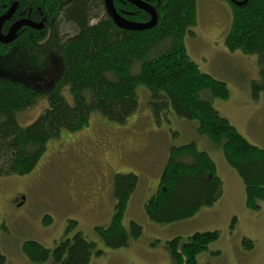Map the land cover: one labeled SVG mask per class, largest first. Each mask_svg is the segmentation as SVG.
<instances>
[{"label":"trees","instance_id":"16d2710c","mask_svg":"<svg viewBox=\"0 0 264 264\" xmlns=\"http://www.w3.org/2000/svg\"><path fill=\"white\" fill-rule=\"evenodd\" d=\"M226 1L231 4L233 20L225 45L232 52L258 57L260 78L253 81L252 89L255 95L264 93V0H235L246 1L242 6ZM15 2L20 5L17 14L47 24L42 31H23L20 39L27 45V54L37 57V53L54 51L60 67L46 90L0 73V177L33 172L51 141L84 129L93 113L110 123L125 124L138 110V90L144 88L156 118L173 111L198 124L197 132L222 150L241 178L247 207L260 209L264 149L251 144L214 108L212 100L226 99L228 87L203 72L185 45L198 23V0H148L159 18L158 24L146 31L116 26L107 14L105 0H0V15ZM114 5L130 21L150 19L124 0H114ZM66 27L72 34L66 33ZM40 98L46 100V109L22 126L18 116ZM163 169L159 188L144 208L151 222L168 225L190 220L223 196L224 182L215 161L195 142L171 147ZM138 186L139 177L134 173L115 176L114 216L110 225L96 228L105 248L79 231L78 222L69 221L53 249L28 241L22 248L24 256L31 264H90L106 250L129 247L144 236L138 222L132 220L130 227L124 224ZM45 223L52 219L46 217ZM219 239L218 231L196 232L185 241L182 237L172 239L167 249L173 264H198L199 255ZM244 245L253 248L248 240ZM6 263L0 249V264Z\"/></svg>","mask_w":264,"mask_h":264},{"label":"rangeland","instance_id":"374dc122","mask_svg":"<svg viewBox=\"0 0 264 264\" xmlns=\"http://www.w3.org/2000/svg\"><path fill=\"white\" fill-rule=\"evenodd\" d=\"M232 20L228 1L198 0V23L185 45L203 72L228 87L226 99L212 100L214 108L251 144L264 149V93L255 95L252 89L253 81L260 78V65L256 55L226 47ZM25 47L20 39L0 48V73L46 90L59 74V59L50 50L30 57ZM138 94V110L125 124L110 123L93 113L87 127L51 141L33 172L0 177V221L5 227L0 230V249L6 264H31L22 252L28 241L53 249L69 221L78 222L79 231L105 248L96 228L112 221L116 206L113 182L121 173L139 177L124 224L130 227L132 220L138 222L144 236L129 247L106 250L90 264H173L167 242L176 237L185 241L196 232L209 231H218L220 239L199 255L198 264H264V201L259 210L247 207L241 178L222 150L197 132L196 122L179 118L173 111L156 118L148 105L149 93L142 88ZM44 98L18 116L22 126L44 112ZM192 142L215 161L224 182L222 198L190 220L168 225L151 222L145 204L159 188L170 148ZM93 184L100 187L93 191L89 188ZM93 195L94 201L88 202ZM46 217L52 223L46 224ZM246 240L252 242V249L245 247Z\"/></svg>","mask_w":264,"mask_h":264},{"label":"water","instance_id":"95a60500","mask_svg":"<svg viewBox=\"0 0 264 264\" xmlns=\"http://www.w3.org/2000/svg\"><path fill=\"white\" fill-rule=\"evenodd\" d=\"M125 2L135 6L137 9L145 12L149 17L147 22H134L125 18L122 13L118 12L114 5V0H105V8L108 16L113 20V22L119 28L126 31H146L153 29L158 24V13L155 7L148 2V0H124ZM238 6H242L244 2H236L235 0H230ZM18 2H15L11 5L7 13L0 17V43L8 45L13 43L16 38L19 30L23 27H31L36 30H43L45 28L44 23H33L30 20H23L14 24L10 31L5 35L2 33V27L5 22H7L17 11Z\"/></svg>","mask_w":264,"mask_h":264},{"label":"flooded vegetation","instance_id":"af4514ba","mask_svg":"<svg viewBox=\"0 0 264 264\" xmlns=\"http://www.w3.org/2000/svg\"><path fill=\"white\" fill-rule=\"evenodd\" d=\"M150 1H155V0H150ZM150 3V2H149ZM19 2H18V8H17V11L15 12V14L7 21V22H5L4 24H3V27H2V33L3 34H7L9 31H10V29H11V27L14 25V24H16V23H18V22H20V21H23V20H30V19H28L27 17H22V14H17L18 13V11H19ZM9 9H7V11H8ZM7 11L5 12V13H3L2 15H0V17H2V16H4L6 13H7ZM30 21H32L33 23H43V22H41V21H33V20H30ZM44 25H45V27L47 26V24L46 23H44ZM26 29H32L33 31H42V30H36V29H34V28H31V27H23L21 30H19V32H18V36H17V38H16V40L13 42V43H11V44H8V45H5V44H2V45H4L3 47H10V46H12L13 44H15L16 42H20V38H21V35L23 34V31L25 32L26 31ZM28 33L30 32V30L29 31H27ZM27 33V34H28ZM49 36H50V32H48V38H49ZM61 148H63V147H61ZM93 183V182H92ZM85 187H86V185H85ZM84 187V192L86 193V191H88L86 188ZM96 187H100V186H94V184L93 185H91L89 188L90 189H92L93 191H96ZM88 188V189H89ZM18 196L20 197V193H18ZM22 196V195H21ZM95 197V195H93V196H90L89 198H88V202H90V201H94L93 200V198ZM85 202H87V201H85Z\"/></svg>","mask_w":264,"mask_h":264}]
</instances>
